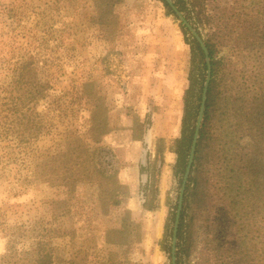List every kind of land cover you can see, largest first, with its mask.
I'll return each mask as SVG.
<instances>
[{
    "label": "rangeland",
    "instance_id": "obj_1",
    "mask_svg": "<svg viewBox=\"0 0 264 264\" xmlns=\"http://www.w3.org/2000/svg\"><path fill=\"white\" fill-rule=\"evenodd\" d=\"M79 1L0 0V264L9 252L19 257L40 241L52 249L53 264L125 257L132 264H171L172 212L180 190L175 142L192 36L155 0H121L122 33L108 36L104 25L75 18ZM181 1L195 18L194 0ZM28 63L44 89L25 109L26 132L4 104L27 102L14 88ZM93 105L112 122L113 131L98 141L89 134ZM134 116L142 127H135ZM74 138L86 156L115 174L124 188L112 189L121 196L119 208L104 213L96 184L59 180L62 160L54 161L75 145ZM123 223L137 229V238L114 234ZM203 231L196 228L182 264H203Z\"/></svg>",
    "mask_w": 264,
    "mask_h": 264
},
{
    "label": "trees",
    "instance_id": "obj_2",
    "mask_svg": "<svg viewBox=\"0 0 264 264\" xmlns=\"http://www.w3.org/2000/svg\"><path fill=\"white\" fill-rule=\"evenodd\" d=\"M121 0H80L75 18L104 25L108 36L120 35ZM160 1L169 11L164 0ZM88 2L91 9L88 8ZM179 12L203 36L211 64V80L203 120L196 145L194 163L186 185L177 234L176 264H182L185 249L191 245L196 228H204L203 264H264V0H194L190 5L195 18L186 12L181 0H172ZM209 10H207V7ZM172 12V11H171ZM190 12V10H189ZM194 19L195 21H193ZM201 34V33H200ZM191 71L183 99L181 137L175 142L177 163L174 171L180 183L185 172L190 146L206 81L203 53L191 38ZM228 53H225V52ZM30 63L18 73L14 92L27 102L14 99L4 104L12 117L19 119L21 131L28 132L27 112L42 95L44 86L34 81ZM102 106L93 105L89 124L90 139L98 141L113 130L112 122L100 118ZM134 125L142 127L134 116ZM141 137L135 138L140 141ZM248 140L246 145L241 141ZM62 157L60 181L96 184L100 205L107 214L122 205L123 190L115 174L101 169L96 158L86 156L82 142L74 138ZM68 141L66 144H68ZM144 171V167H141ZM145 206V205H144ZM177 209L173 206L172 220ZM128 214V212H127ZM123 223L114 234L133 239L136 228ZM229 235V237H228ZM113 243V242H109ZM131 243L126 246L127 251ZM9 252L3 264H53L50 246L37 242L19 257ZM102 264H132L126 257Z\"/></svg>",
    "mask_w": 264,
    "mask_h": 264
},
{
    "label": "water",
    "instance_id": "obj_3",
    "mask_svg": "<svg viewBox=\"0 0 264 264\" xmlns=\"http://www.w3.org/2000/svg\"><path fill=\"white\" fill-rule=\"evenodd\" d=\"M164 2L169 7V9L175 14V16L179 19L183 27L188 31V33L192 36V38L196 41V43L198 44V46L200 47L203 53L205 64H206V81H205L204 88L202 91L201 104H200L196 126H195V130H194V134H193V138H192V142L190 146V152H189L185 172L182 178L180 190H179L177 209H176L174 224H173V229H172L170 257H171V264H176L178 227H179V222H180V217H181V212H182V207H183V199L185 195L186 185L191 175V171H192V167L194 163L196 145H197L199 132H200V128H201V124L203 120L206 96H207V92H208V88H209V84L211 80V64H210V59H209V53H208V50L206 48V45L202 37L198 34V32L194 29V27L186 21V19L182 16V14L179 12V10L176 8V6L171 0H164Z\"/></svg>",
    "mask_w": 264,
    "mask_h": 264
}]
</instances>
